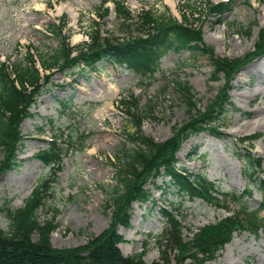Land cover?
Here are the masks:
<instances>
[{
	"label": "rangeland",
	"instance_id": "obj_1",
	"mask_svg": "<svg viewBox=\"0 0 264 264\" xmlns=\"http://www.w3.org/2000/svg\"><path fill=\"white\" fill-rule=\"evenodd\" d=\"M226 1L123 0L132 17L126 22L117 17L113 4L104 5L107 12L99 8L101 0H0V63L17 65L28 57L40 75L48 77L29 110L32 117L20 124L23 142L17 153L18 166L0 176V208L21 209L32 190L44 181L49 190L38 221L54 226L52 247L84 246L112 221L111 202L118 189L114 174L123 168L124 148H131L125 138L133 130L120 101L136 104L143 136L163 143L188 124L191 115L204 114L223 95L231 103L215 125L223 138L208 132L189 138L180 133L176 154L177 167L203 173L213 184L219 203L180 197L172 187L164 186L167 177L156 180L159 189L146 183L150 201L129 207V228H116L124 240L118 248L124 256L155 264L161 258L156 240L168 223L164 213L172 208L178 209L172 214L181 225V237L187 240L198 228L235 214L238 205L231 200L232 194L242 195L241 203L251 211L264 204V192L249 180L243 158L249 154L260 162L255 177L264 183V56L244 64L264 32V0H235L224 15L210 14L208 5ZM187 5L192 10L201 7L193 27L200 28L201 41L212 51L211 57L166 50L157 59L155 73L141 78L106 63L81 77L77 68L62 65L48 71L41 67L40 57H51L65 45L74 48L89 42L94 29L100 39H125L136 35L135 26L129 24L137 21L142 10L168 11L180 21L183 13L189 17ZM52 26L59 35L51 31ZM222 60L238 61L240 69L230 80L221 74L218 81H210L214 62ZM179 84L189 90L191 114ZM116 87L117 93L112 95ZM48 143L61 149L58 167L37 158L47 151ZM2 157L0 152V160ZM263 216L264 210L259 214ZM8 221L6 213L0 212L1 229L6 230ZM169 247L173 258L175 246ZM182 264L192 263L187 259ZM205 264H264V234L236 232L217 257Z\"/></svg>",
	"mask_w": 264,
	"mask_h": 264
},
{
	"label": "trees",
	"instance_id": "obj_2",
	"mask_svg": "<svg viewBox=\"0 0 264 264\" xmlns=\"http://www.w3.org/2000/svg\"><path fill=\"white\" fill-rule=\"evenodd\" d=\"M108 1L113 3L118 18L126 22L132 21L123 0H101L99 8L107 12L104 5ZM234 1L208 5L209 12L211 15H224L231 9ZM187 8L193 21L184 13L179 21L168 11L157 14L151 10H142L135 23L129 22V26H135L133 31L136 35L130 34L125 39L112 41L100 39L97 30L94 29L91 31L89 42L74 48L65 45L51 57H40L41 67L48 71L61 69L62 65L66 69L77 68V74L81 77L96 72L99 65L106 63L111 67L128 69L141 78L146 73L149 77L155 73L157 59L159 60L166 50L188 51L191 54L205 53L211 57L212 51L201 41L200 28L193 27L194 21H197L195 16L202 13L201 7L192 10L187 5ZM52 28L51 31L59 35L60 31L53 26ZM249 32L250 30L247 34ZM251 55L252 57L246 59L244 64L248 60L264 56V32L260 35ZM238 68L239 63L235 60L215 61L210 81H218L221 74L230 80L240 69ZM45 82H48V77L41 76L34 62L28 57L17 65L8 66L0 63V152L3 155L0 160V176L18 166L17 153L23 142L20 124L24 119L32 117L29 110L35 104ZM178 89L184 97L186 96L185 103L191 114L194 109L187 99L188 88L179 84ZM218 99L220 100L215 101L204 114L191 115L190 122L183 125L172 139L163 143H155L143 136L136 104L129 100L120 101V106L128 114L130 128L133 131L126 134L125 144L131 148L123 150L121 158L123 168L120 167L114 174L118 189L111 202L112 221L108 228L82 247L61 250L53 248L50 243V232L54 226L48 221L44 223L38 221V213L44 207V199L49 190L42 181L32 190L21 209L9 211L7 207L0 208V212L4 211L9 220L6 230L0 228V264H144L140 258L124 256L120 252L118 245L124 240L116 228L117 225L129 228V207L132 203L143 204L150 201V192L144 187L146 183L159 189L156 180L167 177L169 182L164 186L172 187L174 194L186 196L191 200L200 198L207 202L219 203L218 197L214 195L216 188L209 183L205 175L189 173L185 168L177 167L176 158L180 133L189 138L201 132H208L218 139L223 138L215 125L223 118L231 103L224 95ZM248 139L256 140L253 137ZM49 144L47 151L37 158L45 165L58 167L57 159L61 149L56 143ZM243 158L247 163L249 180L264 192V183L255 177V170L260 167V162L249 154ZM230 198L238 205V210L233 216L198 228L187 240L181 237V225L172 214L178 209L172 208L170 213L165 212L168 223L156 240L161 258L155 264H182L187 259L192 264H205L217 257L231 242L236 232L250 230L255 235L260 232L264 234V216L259 217L264 210V204L251 211L241 203L242 195L232 194ZM172 206L174 207L170 205ZM168 225H171L170 228ZM169 245L175 246L176 249L173 258L169 255L172 251Z\"/></svg>",
	"mask_w": 264,
	"mask_h": 264
},
{
	"label": "bare ground",
	"instance_id": "obj_3",
	"mask_svg": "<svg viewBox=\"0 0 264 264\" xmlns=\"http://www.w3.org/2000/svg\"><path fill=\"white\" fill-rule=\"evenodd\" d=\"M170 4H172V1H170ZM173 6V4H172ZM258 92V91H257ZM256 92V93H257ZM117 93V87L116 88H113V91H112V95L116 94ZM253 93V92H252ZM252 95V94H251ZM261 97V96H260ZM256 98V97H255ZM258 101V100H257ZM251 102V101H250ZM250 106V105H249ZM262 110V109H261ZM106 111V110H105ZM259 111V110H258ZM257 111V112H258ZM251 116V115H250ZM260 118V117H259ZM261 122H264V116L261 118ZM264 124V123H263Z\"/></svg>",
	"mask_w": 264,
	"mask_h": 264
}]
</instances>
